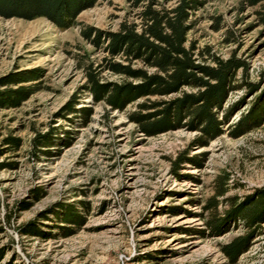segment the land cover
Here are the masks:
<instances>
[{
	"label": "rangeland",
	"instance_id": "374dc122",
	"mask_svg": "<svg viewBox=\"0 0 264 264\" xmlns=\"http://www.w3.org/2000/svg\"><path fill=\"white\" fill-rule=\"evenodd\" d=\"M139 9L96 0L68 27L0 16V78L33 69L39 76L0 82V90L37 84L20 105L0 108V264H264V219L250 225L232 216L264 192V1L206 0L192 18L189 44L199 61L242 62L218 110L222 131L210 140L181 125L146 135L129 117L146 99L113 109L82 88L87 64L101 82L124 77L106 69V53L81 36V24L116 31L123 21L139 22ZM75 92L87 118L59 113ZM49 132L48 146L33 149V138ZM27 224L32 232L23 231ZM240 236H249V246L233 261L222 246Z\"/></svg>",
	"mask_w": 264,
	"mask_h": 264
},
{
	"label": "trees",
	"instance_id": "16d2710c",
	"mask_svg": "<svg viewBox=\"0 0 264 264\" xmlns=\"http://www.w3.org/2000/svg\"><path fill=\"white\" fill-rule=\"evenodd\" d=\"M96 0H0V16L20 17L31 20L46 17L60 27L78 25L77 15ZM137 12L139 22L120 23L116 31H105L91 25L81 24V36L101 48L106 55L103 65L124 79L121 82H101L99 69L87 64L86 79L82 86L95 102L104 101L113 109H124L140 98L139 108L129 114L146 135H153L178 126L192 127L210 140L221 133L218 110L222 108L229 92L235 87L237 71L242 62L236 58L223 60L215 58V65L199 61L194 42L189 44V33L194 27V13L206 0H168L170 7L159 6L157 0H128ZM249 5H257L264 0H243ZM264 21V14L262 16ZM140 66H135L136 64ZM38 69L8 73L0 78L5 85L37 80ZM30 73H34L30 74ZM29 74V75H28ZM37 84L18 85L0 90V108L15 107L36 91ZM185 87L193 90L186 91ZM179 93L168 100L150 101L151 96H166ZM78 92L73 93L62 105L60 112L84 113L87 118L90 109L76 107ZM154 109L148 112L142 110ZM254 117L251 122H254ZM233 131L240 135V127ZM51 133L37 134L33 138V149L48 146ZM7 142L19 146L17 138ZM38 151V150H37ZM182 154L173 163L177 170L185 159ZM224 176V175H223ZM227 180L218 183V193L226 190ZM217 205L213 204L216 212ZM232 216H244L250 225L264 219V192L260 199L249 205H236ZM222 220V219H221ZM220 219L212 220V228H218ZM23 231L32 232L33 226H22ZM249 236H240L222 246L225 254L233 261L249 246Z\"/></svg>",
	"mask_w": 264,
	"mask_h": 264
}]
</instances>
